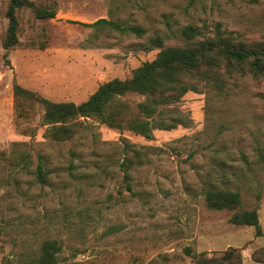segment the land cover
Instances as JSON below:
<instances>
[{
    "label": "rangeland",
    "instance_id": "rangeland-1",
    "mask_svg": "<svg viewBox=\"0 0 264 264\" xmlns=\"http://www.w3.org/2000/svg\"><path fill=\"white\" fill-rule=\"evenodd\" d=\"M8 1L0 0V264H27L47 239L61 244L56 264H195L191 254L229 248L240 251L241 264H264L251 257L264 247L263 80L236 75L227 96L185 94L175 109L186 125L155 130L151 140L88 119L72 142L49 143L42 107L24 104L18 118L13 93L17 84L53 102L81 103L153 60L158 49L148 37L177 45L189 24L204 37L219 30L243 45L264 44V0H31L53 5L54 18L19 10L18 43L4 49ZM101 18L146 34L85 26ZM121 138L150 159L134 172L131 192L119 186L113 144ZM39 154L50 169L46 184L34 174ZM209 188L238 191L243 209L257 206L261 236L229 223L231 212L209 210Z\"/></svg>",
    "mask_w": 264,
    "mask_h": 264
},
{
    "label": "trees",
    "instance_id": "trees-1",
    "mask_svg": "<svg viewBox=\"0 0 264 264\" xmlns=\"http://www.w3.org/2000/svg\"><path fill=\"white\" fill-rule=\"evenodd\" d=\"M21 9H29L39 20L55 16L53 5L43 7L31 0H9L5 11L8 26L2 39L4 49L18 43V17ZM95 32H129L137 38L146 32L138 26H123L118 20L105 18L85 25ZM165 38L159 34L148 37L151 48L158 49L155 58L144 62L124 79L114 78L100 84L83 102H53L35 92L15 84L13 93L17 117L24 116V104L39 105L43 109L44 137L49 143H70L85 128L88 119L97 120L109 129L129 131L147 140L153 131H170L184 126L187 116L177 112L175 106L189 93L212 91L227 96L237 86L235 76H250L264 81V44L243 45L230 36L216 30L213 36L204 37L193 25L181 30V43L164 46ZM137 100H132L131 97ZM119 154V186L132 191L131 181L136 170L150 163L148 150L121 138L113 144ZM73 150L70 149L69 152ZM46 155L39 154L34 170L36 179L46 184L50 173ZM204 203L212 211H229V223L236 226L254 227L255 235L261 236L257 206L243 209L238 191L209 188L204 192ZM61 244L56 239L42 242L38 253L27 264H56ZM189 254L191 252L188 249ZM258 253L262 256L259 257ZM195 264H241L238 249L229 248L218 256L206 257L204 253L191 254ZM252 260L264 263V247L254 251ZM71 264H81L79 262Z\"/></svg>",
    "mask_w": 264,
    "mask_h": 264
}]
</instances>
